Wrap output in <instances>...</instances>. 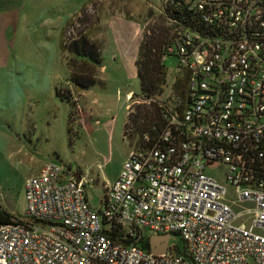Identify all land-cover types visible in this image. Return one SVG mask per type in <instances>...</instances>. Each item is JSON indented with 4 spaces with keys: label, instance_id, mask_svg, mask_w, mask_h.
Here are the masks:
<instances>
[{
    "label": "built area",
    "instance_id": "built-area-1",
    "mask_svg": "<svg viewBox=\"0 0 264 264\" xmlns=\"http://www.w3.org/2000/svg\"><path fill=\"white\" fill-rule=\"evenodd\" d=\"M166 13L162 59H178L182 93L150 100L159 115L99 209L76 170L30 178L26 214L0 223V264H264V0H167ZM151 236H169L167 252Z\"/></svg>",
    "mask_w": 264,
    "mask_h": 264
},
{
    "label": "rangeland",
    "instance_id": "rangeland-1",
    "mask_svg": "<svg viewBox=\"0 0 264 264\" xmlns=\"http://www.w3.org/2000/svg\"><path fill=\"white\" fill-rule=\"evenodd\" d=\"M16 5L0 11L1 18L11 19L3 21L2 31L12 41L17 64L11 83L1 77L0 205L21 219L27 211L26 182L55 163L87 176L88 201L99 209L107 180L153 120L150 100L169 98L174 91L175 57L167 58L165 84L155 93L144 92L138 76L145 42L161 49L171 38L167 0H18ZM82 34L98 45L103 58L97 82L87 91L70 82L72 58L61 49L62 35ZM130 123L135 131L127 135Z\"/></svg>",
    "mask_w": 264,
    "mask_h": 264
},
{
    "label": "trees",
    "instance_id": "trees-1",
    "mask_svg": "<svg viewBox=\"0 0 264 264\" xmlns=\"http://www.w3.org/2000/svg\"><path fill=\"white\" fill-rule=\"evenodd\" d=\"M84 7L82 8V12ZM74 18L76 19L77 17ZM76 21H78V19H76ZM79 22L82 23L83 20L80 19ZM71 23H73L72 18L67 22L64 29L70 26ZM62 36L61 49L64 54H69L72 58L67 62L71 71L70 82L76 86L77 90L87 91L97 82L96 72H98V69H100L103 64L101 49H99L98 45L91 41L88 36L83 34L71 39H67L65 35ZM163 46L161 49H152L151 47L148 48L145 42L141 48L139 59L137 61L140 66L138 76L141 81L142 90L149 94L155 93L165 84L163 76L165 75L164 71H166L167 68L162 59ZM78 63L80 66L76 68V64ZM185 85L186 78H180L178 76L174 86L175 92L182 93ZM57 96L60 97L59 92L57 93ZM151 114L154 116L153 120L158 117L159 113L155 106H153V112ZM147 125L148 123L145 126ZM130 126L131 123L128 125V128ZM12 219L17 218L4 209V207L0 206V223H11ZM149 241L150 237L145 242L146 248L150 247Z\"/></svg>",
    "mask_w": 264,
    "mask_h": 264
},
{
    "label": "crops",
    "instance_id": "crops-1",
    "mask_svg": "<svg viewBox=\"0 0 264 264\" xmlns=\"http://www.w3.org/2000/svg\"><path fill=\"white\" fill-rule=\"evenodd\" d=\"M13 1H15L14 4H13ZM17 1L18 0H0V11L2 10L3 7H14L15 9H17V5H16ZM7 10H9V9H7ZM81 11H82V9H81ZM13 12H14V10H12V13ZM4 18L5 19L1 18V15H0V89L2 88L1 85L3 83V78H1V77H4L6 75L9 82L11 83L12 79L10 77H12L13 71L17 68V64L15 63V59H14L15 54H14V51L12 50L13 49L12 41L10 40V37L7 36V33L3 34V31H2V27L4 25H6V24L3 25V21L8 19L10 22L11 19L9 16H5ZM67 22L68 21L65 20V24L63 27L66 26ZM9 98H10L11 103H13V101H16V99L13 97L12 93L10 94ZM0 107L3 108L1 95H0ZM2 134H3V128L0 127V136ZM4 137H5V139H7V141L9 140V134L5 133ZM19 149L21 150V148H19ZM31 162L34 163L33 159H31ZM40 168H41V166L39 167V169ZM39 169H38V172L41 170V169L40 170ZM121 169H122V167L120 168V170L117 174H115L113 177H111L110 180H107V183L105 184V186L110 185L117 180V178L119 177V174L121 172ZM0 206H2V205H0Z\"/></svg>",
    "mask_w": 264,
    "mask_h": 264
},
{
    "label": "water",
    "instance_id": "water-1",
    "mask_svg": "<svg viewBox=\"0 0 264 264\" xmlns=\"http://www.w3.org/2000/svg\"><path fill=\"white\" fill-rule=\"evenodd\" d=\"M77 180L80 181L81 177L80 175H76ZM170 242V237L169 236H151L149 245H150V250L155 253V254H163L167 252L168 245Z\"/></svg>",
    "mask_w": 264,
    "mask_h": 264
}]
</instances>
